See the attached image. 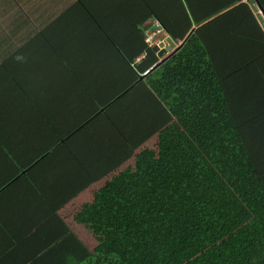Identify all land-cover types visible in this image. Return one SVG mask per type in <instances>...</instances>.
<instances>
[{
    "label": "trees",
    "instance_id": "trees-1",
    "mask_svg": "<svg viewBox=\"0 0 264 264\" xmlns=\"http://www.w3.org/2000/svg\"><path fill=\"white\" fill-rule=\"evenodd\" d=\"M247 1L264 22V0H128L67 57L52 40L36 71L6 68L0 264H264V31ZM158 28L183 41L161 61ZM112 30L127 41L93 36Z\"/></svg>",
    "mask_w": 264,
    "mask_h": 264
},
{
    "label": "crops",
    "instance_id": "crops-1",
    "mask_svg": "<svg viewBox=\"0 0 264 264\" xmlns=\"http://www.w3.org/2000/svg\"><path fill=\"white\" fill-rule=\"evenodd\" d=\"M128 4H131L128 0H120L119 2L114 0H0V75L9 73L6 70L9 68L8 66L13 73H16V76L22 74V68H26L27 64L31 68L28 71H36L37 69L32 68L36 67L37 59L46 60L53 56V48L49 43L52 40L60 43V57H67L69 48L76 41L79 42L80 39L78 38L92 33L97 34L99 26L107 27L109 21L100 17L106 15L104 11L121 10ZM248 4L250 7L252 6L251 9L264 30V22L260 18L259 7L253 1H249ZM92 10H95L99 15L96 22L90 19L89 14ZM237 25L247 27V23H237ZM152 31H148L147 36ZM108 32L109 36L97 37L95 34L93 36L107 43L110 41L118 42L121 36H125V31L112 30ZM146 41L153 46L147 37ZM240 44L244 46L241 52L248 53L251 48L254 49L253 45L248 42H241ZM163 51L167 54L171 52L167 49ZM99 52L100 50L97 55ZM41 66L45 72L47 64L43 63ZM1 81L0 96L3 94V89L6 88L4 85L7 84L5 79L2 78ZM45 87L44 83L43 88ZM23 102L24 105L30 106L31 104L25 100ZM23 102L21 99H15L13 104ZM78 105L79 103L76 106ZM35 112L33 109V115ZM13 133L15 135L16 130H13ZM0 256H3L2 252H0Z\"/></svg>",
    "mask_w": 264,
    "mask_h": 264
},
{
    "label": "rangeland",
    "instance_id": "rangeland-1",
    "mask_svg": "<svg viewBox=\"0 0 264 264\" xmlns=\"http://www.w3.org/2000/svg\"><path fill=\"white\" fill-rule=\"evenodd\" d=\"M245 2V1H244ZM249 5V4H248ZM250 6V5H249ZM252 7V6H251ZM250 7V9H251ZM252 10V9H251ZM159 25V24H157ZM197 27V26H196ZM264 31V30H263ZM148 40L151 41V44L153 46L158 45V55L160 56V61L161 59L164 58L165 53H164V49H167L169 51H173L175 49H177L183 41H175L171 38V36L166 33L165 31H163V29L159 28L158 30H155V33H153V31L149 34V36H147ZM180 42V43H179ZM159 64V63H158ZM153 67H151L149 70H151ZM149 70L145 71L148 72ZM157 141V137L154 136L152 137L146 144H152V143H156ZM131 163H133V158L131 160H129ZM101 184H103V181L98 183V184H94L92 186H90L88 189H86L84 192L80 193L78 197H76L74 200L70 201L63 209L62 212L63 214L67 217V219L69 220V222H71L73 224L74 222V212L75 210L83 203L86 201H90L93 198V194H94V190H96L97 187H99ZM75 228L77 229L78 233L82 236V238L84 239V241L90 246L93 247L94 244L96 243V240L93 238V236L89 233V231L84 227H82L81 225H77L74 224Z\"/></svg>",
    "mask_w": 264,
    "mask_h": 264
},
{
    "label": "built area",
    "instance_id": "built-area-1",
    "mask_svg": "<svg viewBox=\"0 0 264 264\" xmlns=\"http://www.w3.org/2000/svg\"><path fill=\"white\" fill-rule=\"evenodd\" d=\"M157 24H159L158 26H160V23L159 22H157ZM159 29V28H158ZM158 29H156V30H158ZM153 33H155V30H153Z\"/></svg>",
    "mask_w": 264,
    "mask_h": 264
},
{
    "label": "bare ground",
    "instance_id": "bare-ground-1",
    "mask_svg": "<svg viewBox=\"0 0 264 264\" xmlns=\"http://www.w3.org/2000/svg\"><path fill=\"white\" fill-rule=\"evenodd\" d=\"M151 42V41H150Z\"/></svg>",
    "mask_w": 264,
    "mask_h": 264
}]
</instances>
